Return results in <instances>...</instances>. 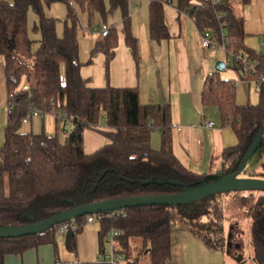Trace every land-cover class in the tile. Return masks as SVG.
Wrapping results in <instances>:
<instances>
[{"label": "trees", "instance_id": "1", "mask_svg": "<svg viewBox=\"0 0 264 264\" xmlns=\"http://www.w3.org/2000/svg\"><path fill=\"white\" fill-rule=\"evenodd\" d=\"M55 1L68 5L62 36L56 32V19L45 13L46 5ZM249 1L205 0L194 4L191 0H178L177 4L201 28L212 30L215 42L214 36H224L222 42L227 39L226 51L232 54L228 67L246 69L259 82V101L239 105L234 79L223 78L219 71L206 79L204 104L217 105L222 123L230 125L238 138L235 146L222 151L223 174L241 169L260 132L264 171V52L245 47L243 19L234 12L235 4ZM108 3L109 8L106 0H0V56L5 62L9 90L5 140L0 146V225L23 226L77 205L174 193L186 185L210 180L206 174L184 167L175 156L168 104H142L136 88L89 87L82 77L79 7L97 13L107 26L108 15L120 10L126 42L137 56L129 0H108ZM30 9L39 17L37 28L41 37L36 49L28 32ZM150 11L152 36L168 38L163 1L151 0ZM100 32L92 53L102 51L109 61L118 44V31L108 26ZM251 62L255 63L253 70L249 68ZM23 77L27 89L22 88ZM33 109L55 115V135L19 130ZM102 120L110 128L103 131L107 142L86 153L84 130L98 128ZM155 130L161 134L159 149L151 145V133ZM171 207L177 208L182 225L208 246L222 250L229 249L228 237L223 233L224 220L234 221L236 224L231 226L234 229L241 227L242 219L249 218L254 262L264 264V191L254 189L218 192L176 206L152 204L100 212L101 251L111 230L117 229L120 233L114 237L115 246L125 264H171ZM88 215L74 218L77 228L65 234L67 250L76 249V237ZM61 224L31 235L0 238V264H4L8 254H22L45 243L57 245Z\"/></svg>", "mask_w": 264, "mask_h": 264}, {"label": "crops", "instance_id": "2", "mask_svg": "<svg viewBox=\"0 0 264 264\" xmlns=\"http://www.w3.org/2000/svg\"><path fill=\"white\" fill-rule=\"evenodd\" d=\"M12 1V0H8ZM164 22L170 36L156 39L151 33V0H129L131 32L138 43L137 56H134L126 42L123 18L120 10L108 15V26L118 31V44L114 55L108 61L102 52L92 53L101 32L94 28L102 24L97 13L91 14L87 8H78L80 26L78 29L79 58L82 63L80 73L89 87L136 88L142 104H168L171 109L172 148L180 163L187 169L198 173L223 174L221 154L225 148L235 146L238 138L230 125L222 123L217 105L203 102V90L207 77L217 71V60L227 64V52L220 45L205 48L202 45L201 28L187 12L178 9V0H162ZM205 0H191L201 4ZM107 8H109L108 0ZM234 12L243 19L244 45L257 52H264V0H250L247 4H235ZM45 13L56 19V32H64V20L68 14L66 3L55 1L46 5ZM39 17L30 9L28 13V32L34 40L33 49L39 46L40 31L37 28ZM214 34V32L211 30ZM226 30H223L225 33ZM214 36L218 44L222 38ZM228 69V66L226 70ZM224 70V71H226ZM221 76L234 79L236 83V102L239 105L256 104L259 101V82L248 70H237ZM26 81L22 78L21 84ZM9 90L5 73V62L0 56V146L5 140V126L8 121ZM207 120L214 122L206 126ZM21 132L57 133L56 117L52 113L32 115L23 122ZM110 130L102 123L98 128L84 130V150L92 153L105 145L107 138L103 131ZM61 136H64L61 133ZM161 134L151 133V145L159 149ZM255 176V175H254ZM259 177H264L261 173ZM99 221L86 223L76 237V249L69 251L65 236L59 235L57 245L45 243L25 250L22 254H8L4 264H77L78 262H97L102 253ZM231 232V231H230ZM107 241L104 251L108 250ZM59 258V259H58ZM58 259V260H57Z\"/></svg>", "mask_w": 264, "mask_h": 264}, {"label": "water", "instance_id": "3", "mask_svg": "<svg viewBox=\"0 0 264 264\" xmlns=\"http://www.w3.org/2000/svg\"><path fill=\"white\" fill-rule=\"evenodd\" d=\"M217 71L226 70L227 64L224 60H217L215 64ZM261 132L254 140L251 148L247 152L243 166L236 173L222 174L196 185H186L182 190L168 194L131 196L125 198L107 199L87 204L77 205L63 212L57 213L44 220L33 222L27 225H0V238L21 237L26 235L42 232L56 224L64 223L74 218L97 214L100 212H110L121 210L128 207H137L141 205L165 204L176 206L196 201L218 192L234 191V190H262L264 191V177L241 176L240 173L245 169L249 156L254 148L259 144ZM230 234L228 236V246L230 245ZM241 260L242 255H236Z\"/></svg>", "mask_w": 264, "mask_h": 264}, {"label": "rangeland", "instance_id": "4", "mask_svg": "<svg viewBox=\"0 0 264 264\" xmlns=\"http://www.w3.org/2000/svg\"><path fill=\"white\" fill-rule=\"evenodd\" d=\"M230 69L231 66L226 71H222V74L231 73ZM261 164L262 150L261 145L258 144L251 152L245 170L240 175H255L256 177H259L261 173L264 175ZM215 177L216 175L213 172L207 175V179ZM231 222L226 218L223 223L224 235L228 237L230 234L229 249H215L205 244L188 227L182 225L177 208L171 207V264H255L253 257L254 248L251 243L250 219H242V225H239L241 227H233L234 229H231V226L236 223L233 221V225H231ZM238 253L242 255L241 260L236 256Z\"/></svg>", "mask_w": 264, "mask_h": 264}, {"label": "built area", "instance_id": "5", "mask_svg": "<svg viewBox=\"0 0 264 264\" xmlns=\"http://www.w3.org/2000/svg\"><path fill=\"white\" fill-rule=\"evenodd\" d=\"M108 26L106 24H102V25H98L94 28V31H102L105 30ZM226 43H227V39L224 38L223 42L221 44L216 43L212 36H211V32L209 30H206L203 32L202 34V45L205 48H211L217 45H220L223 49L226 50ZM227 52V51H226ZM232 54L227 52V62L231 60ZM255 67V63L251 62L249 65V68L251 70H253ZM23 89H27L28 88V83H24L22 85ZM40 111L33 109L31 110V112H29V114L23 119V122H28L30 117L33 115H39ZM206 124V126H213L214 122L211 120H207L204 122ZM101 215L99 213L97 214H89L87 217V223L90 222H94V221H99L101 219ZM77 228V224L75 222L74 219H72L69 222H64L61 224V226L59 227V235L65 236V234L69 231V230H75ZM120 233L119 230L117 229H112L110 232V237L107 240V244L109 245V249L103 251L100 256L98 257L97 263L98 264H102L104 262H107L109 264H125L124 260L122 259V256L118 253L117 247L115 246V241H114V237L116 235H118Z\"/></svg>", "mask_w": 264, "mask_h": 264}]
</instances>
